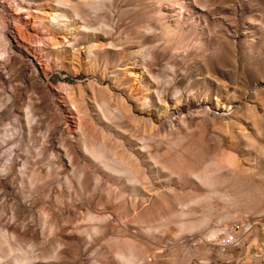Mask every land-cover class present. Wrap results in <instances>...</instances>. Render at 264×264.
Returning <instances> with one entry per match:
<instances>
[{
    "label": "rangeland",
    "instance_id": "obj_1",
    "mask_svg": "<svg viewBox=\"0 0 264 264\" xmlns=\"http://www.w3.org/2000/svg\"><path fill=\"white\" fill-rule=\"evenodd\" d=\"M12 12L42 40L0 54V264H264V0Z\"/></svg>",
    "mask_w": 264,
    "mask_h": 264
},
{
    "label": "bare ground",
    "instance_id": "obj_2",
    "mask_svg": "<svg viewBox=\"0 0 264 264\" xmlns=\"http://www.w3.org/2000/svg\"><path fill=\"white\" fill-rule=\"evenodd\" d=\"M5 1L6 0H0V10L3 12L5 11ZM35 14H36V12H35ZM10 18L12 20V25L10 24L12 27H11V29H8V25L5 22V19L3 18L2 15H0V42L2 43V45H0V54H3V55L6 54L9 58L10 55L12 54V52H14V50H22L27 55L32 56V57H34L35 60L39 61L40 55H38V53L40 51L38 52L39 48H37L38 46L37 47L35 46V43L39 44L42 40V36H41L39 30H38L39 32L33 31V27H32V24L34 21L33 19L36 17L32 16L30 13H27L25 16H22V15L19 16V15H15V13L12 12V13H10ZM37 23L39 25V22H37ZM37 23L35 25H37ZM44 38H45V36H44ZM71 117L72 116H70V118ZM70 125H68V126H70Z\"/></svg>",
    "mask_w": 264,
    "mask_h": 264
},
{
    "label": "built area",
    "instance_id": "obj_3",
    "mask_svg": "<svg viewBox=\"0 0 264 264\" xmlns=\"http://www.w3.org/2000/svg\"><path fill=\"white\" fill-rule=\"evenodd\" d=\"M227 239L230 244L235 242V237L233 236V234H229Z\"/></svg>",
    "mask_w": 264,
    "mask_h": 264
}]
</instances>
